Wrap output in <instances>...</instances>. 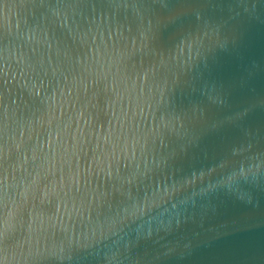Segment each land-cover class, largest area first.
<instances>
[{"label":"water","instance_id":"95a60500","mask_svg":"<svg viewBox=\"0 0 264 264\" xmlns=\"http://www.w3.org/2000/svg\"><path fill=\"white\" fill-rule=\"evenodd\" d=\"M0 264H264V0H0Z\"/></svg>","mask_w":264,"mask_h":264}]
</instances>
